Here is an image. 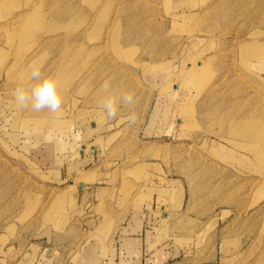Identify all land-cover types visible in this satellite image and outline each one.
I'll list each match as a JSON object with an SVG mask.
<instances>
[{
	"label": "rangeland",
	"instance_id": "obj_1",
	"mask_svg": "<svg viewBox=\"0 0 264 264\" xmlns=\"http://www.w3.org/2000/svg\"><path fill=\"white\" fill-rule=\"evenodd\" d=\"M33 69L59 112L13 103ZM105 81L136 99L107 122ZM106 202L176 259L264 264V0H0V264H87Z\"/></svg>",
	"mask_w": 264,
	"mask_h": 264
},
{
	"label": "crops",
	"instance_id": "obj_2",
	"mask_svg": "<svg viewBox=\"0 0 264 264\" xmlns=\"http://www.w3.org/2000/svg\"><path fill=\"white\" fill-rule=\"evenodd\" d=\"M55 144L54 147L49 145L44 148H37V152H49V149L54 148L51 164L58 166L59 161H63L67 157V152ZM24 147V146H23ZM88 145L82 144L81 160L87 158L86 150ZM24 152H28L26 145ZM38 157V158H40ZM42 164H47L46 159L49 157L43 156ZM81 165V162H80ZM56 168V167H55ZM57 175L63 179V171H57ZM83 194H73L76 197H81ZM72 196V195H71ZM82 200H78L76 207H81ZM104 210L100 215V222L94 224L93 228H103L102 232L91 240H88L87 264H190L183 259H176L172 251L166 245H160L154 237H150L148 228V217L152 209L147 207H134L126 212L115 211L109 208V202L105 203ZM96 206V205H95ZM108 219V220H107ZM112 219V221L107 223ZM222 260L219 259L221 264Z\"/></svg>",
	"mask_w": 264,
	"mask_h": 264
},
{
	"label": "clouds",
	"instance_id": "obj_3",
	"mask_svg": "<svg viewBox=\"0 0 264 264\" xmlns=\"http://www.w3.org/2000/svg\"><path fill=\"white\" fill-rule=\"evenodd\" d=\"M28 79V84L17 86L12 92L15 106L20 110H31L37 113L44 110L51 113L59 112L63 104L59 78L54 74L44 75L40 70L33 69ZM101 91L104 95L98 102V110L105 122L117 118L121 105L131 107L136 103L134 92L117 93L109 81L103 83ZM136 120L135 112H130L129 124H135Z\"/></svg>",
	"mask_w": 264,
	"mask_h": 264
}]
</instances>
